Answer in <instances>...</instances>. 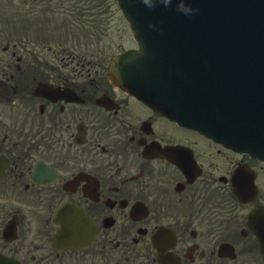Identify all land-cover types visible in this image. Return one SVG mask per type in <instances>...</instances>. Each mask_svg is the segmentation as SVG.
<instances>
[{
  "label": "flooded vegetation",
  "instance_id": "obj_1",
  "mask_svg": "<svg viewBox=\"0 0 264 264\" xmlns=\"http://www.w3.org/2000/svg\"><path fill=\"white\" fill-rule=\"evenodd\" d=\"M104 68L99 52L67 44L3 51L0 251L18 264H162L160 238L166 264H264L243 224L264 209L259 171L256 197L240 203L229 179L247 160L169 124ZM180 142L195 149L191 180L161 154ZM61 212L72 228L59 231ZM224 242L233 259L222 256Z\"/></svg>",
  "mask_w": 264,
  "mask_h": 264
},
{
  "label": "water",
  "instance_id": "obj_2",
  "mask_svg": "<svg viewBox=\"0 0 264 264\" xmlns=\"http://www.w3.org/2000/svg\"><path fill=\"white\" fill-rule=\"evenodd\" d=\"M226 1L228 5H234L237 8V12L234 14L233 11H231L226 15L221 16V22L225 25L213 29L201 15L202 19L196 18L194 22L198 23L200 21V23H202V28L200 27V29H194L193 31H190L185 38L169 41V70L173 68H176L177 70H184L188 72V76H191L196 72L195 76H198L201 64L205 60V55L208 53V51H210L207 48H212L217 45L219 46L222 42L229 40L231 38L230 28L234 31V25L238 23L240 17L244 13H248V20L253 19L255 22L254 26H251L248 22H245L243 26H240V30H236L238 35H242L244 33L243 31L245 30L241 29H246L245 35L248 37V40L243 43L244 52L246 54L251 53L253 56H258V58H260L259 61L264 60V0ZM188 2L191 3V6H195L194 0H171L170 4L161 5V7L158 9V12L184 15L185 12L183 11V8L188 6ZM179 5L180 8L178 7ZM197 6L199 7L198 2ZM195 13H197L200 17L199 12ZM207 14L209 15V13ZM127 15L131 18L129 12H127ZM136 18L132 20L134 24H136ZM239 22L242 23L243 21ZM253 27V30L249 31V29H247ZM249 34H252V36L249 37ZM160 40L161 39L158 41ZM157 47L158 45H152L150 42H146L142 47L143 54L141 58L145 57L148 51L151 52ZM115 70L116 68L114 66L113 72H110L111 78L118 81L131 92L137 95H144L146 97V95L144 93L142 94V92L131 82L127 81L124 83L123 81H119V76L115 73ZM261 81L264 83V76H262ZM258 86L261 87L262 85L258 84ZM169 92H171L170 89ZM253 100L254 105L252 108L255 111L264 110V107H261L263 102L260 99L253 98ZM152 102L157 103V101ZM246 121L253 122L248 119H246ZM254 125L255 131L252 133L249 140L256 143L259 141L264 142V116L260 122H255ZM260 154L264 156V150H260Z\"/></svg>",
  "mask_w": 264,
  "mask_h": 264
},
{
  "label": "rangeland",
  "instance_id": "obj_3",
  "mask_svg": "<svg viewBox=\"0 0 264 264\" xmlns=\"http://www.w3.org/2000/svg\"><path fill=\"white\" fill-rule=\"evenodd\" d=\"M26 4L27 2L23 0H0V32L6 33V30H9V25L6 24L3 19H5L10 14H15V20L18 21L20 19L18 15L24 13ZM108 4L109 6L107 7L105 4V7L109 11L108 24L109 30L111 31L113 36L115 34V31L112 29H120L121 31H124L125 22L121 11L116 5L115 0H109ZM56 22L57 20H52L46 27H52ZM4 40L5 36L0 35L1 44H3Z\"/></svg>",
  "mask_w": 264,
  "mask_h": 264
},
{
  "label": "clouds",
  "instance_id": "obj_4",
  "mask_svg": "<svg viewBox=\"0 0 264 264\" xmlns=\"http://www.w3.org/2000/svg\"><path fill=\"white\" fill-rule=\"evenodd\" d=\"M148 2H151V0H148ZM163 2L165 4H170L171 3V0H163ZM198 9H196L195 7L191 6V3L188 2V6L184 7L183 8V11L186 13V14H190V13H195Z\"/></svg>",
  "mask_w": 264,
  "mask_h": 264
}]
</instances>
